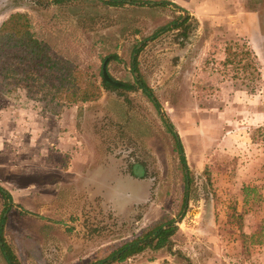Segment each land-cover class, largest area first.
<instances>
[{
	"label": "rangeland",
	"instance_id": "obj_1",
	"mask_svg": "<svg viewBox=\"0 0 264 264\" xmlns=\"http://www.w3.org/2000/svg\"><path fill=\"white\" fill-rule=\"evenodd\" d=\"M166 1L0 0V23L23 12L51 56L87 72L106 59L120 83L66 107L0 87V186L11 197L3 211L0 195V215L20 264L95 261L166 219L177 225L170 248L113 264H264V0ZM231 42L253 68L224 62ZM133 49L182 145L186 181L134 83Z\"/></svg>",
	"mask_w": 264,
	"mask_h": 264
},
{
	"label": "trees",
	"instance_id": "obj_2",
	"mask_svg": "<svg viewBox=\"0 0 264 264\" xmlns=\"http://www.w3.org/2000/svg\"><path fill=\"white\" fill-rule=\"evenodd\" d=\"M58 3L64 0H51ZM108 6H122L125 2L146 3L149 7H163L168 2L166 0L143 1V0H99ZM140 4V5H141ZM183 21L175 20L171 22L173 27H180ZM170 23H166L158 30H164ZM156 34V33H155ZM154 34V35H155ZM154 35L150 36L152 38ZM238 48V50H234ZM138 49H133V55L129 62L133 73L136 87L150 100L152 106L157 110L162 122L172 137L173 146L177 153L178 161L183 172V180L187 178L186 161L182 150V145L175 131L168 128V119H163L158 102L151 88L146 84L137 67L136 53ZM226 58L225 63L232 61L239 56L245 59L242 66L246 70L253 68V63L249 59L250 50L237 43H228L224 47ZM111 58H117L111 55ZM99 78V81L97 80ZM128 89L133 88L131 84L121 85ZM0 87L6 92H24L25 96L44 104L55 103L60 107H66L77 103L95 101L99 98L101 89H110L114 86L106 81L100 70L87 72L77 65L61 62L49 53L47 44L39 40L31 29L30 20L23 12H12L0 23ZM166 120V121H165ZM171 126V125H170ZM0 195L3 197L6 208L11 202L10 194L0 186ZM187 195L186 186H183L181 207L184 206ZM4 216L0 215V253L5 264H20L14 252L3 238ZM177 230V225L173 219H166L146 226L138 234L129 240L111 249L105 256L84 264H113L122 262L125 259L143 252L146 249L159 250L170 248L171 236Z\"/></svg>",
	"mask_w": 264,
	"mask_h": 264
},
{
	"label": "water",
	"instance_id": "obj_3",
	"mask_svg": "<svg viewBox=\"0 0 264 264\" xmlns=\"http://www.w3.org/2000/svg\"><path fill=\"white\" fill-rule=\"evenodd\" d=\"M101 73L103 78L108 81L109 83L113 84V85H120L119 82L112 80L109 75L107 74L106 71V59L103 60L102 64H101ZM161 115L163 117V119H166L165 116L163 115V113L161 112ZM166 121V120H165ZM168 128L171 129V126L168 125Z\"/></svg>",
	"mask_w": 264,
	"mask_h": 264
}]
</instances>
